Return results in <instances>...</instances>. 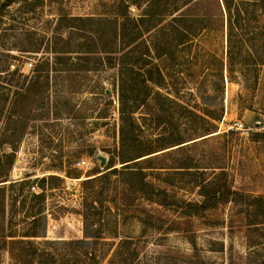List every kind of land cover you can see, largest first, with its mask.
I'll return each instance as SVG.
<instances>
[{"label": "rangeland", "instance_id": "obj_1", "mask_svg": "<svg viewBox=\"0 0 264 264\" xmlns=\"http://www.w3.org/2000/svg\"><path fill=\"white\" fill-rule=\"evenodd\" d=\"M117 1H17L0 13V174L8 179L0 177V264H36L35 250H49L53 264H90L85 251L100 264H264L257 204L229 199L192 214L140 192L133 174L82 181L103 168L96 155L108 160L119 144L120 118L108 110L121 106L126 87L134 148L155 150L141 160L155 190L178 203L199 201L197 184L210 182L264 205L263 9L243 31L254 38L255 63L229 65L222 0H163L167 10L144 37L148 46L156 28L169 37L174 16L205 25L187 43L171 39L168 53L145 55L162 71L146 73L156 83L143 82L135 63L145 44H126L120 31L123 21L135 29L145 3L131 5L126 22L118 17L112 36ZM101 25L114 48L112 68L96 50ZM123 48L133 49L126 66ZM82 158L89 163L75 167ZM83 213L102 231L86 246L73 241L83 236Z\"/></svg>", "mask_w": 264, "mask_h": 264}, {"label": "trees", "instance_id": "obj_2", "mask_svg": "<svg viewBox=\"0 0 264 264\" xmlns=\"http://www.w3.org/2000/svg\"><path fill=\"white\" fill-rule=\"evenodd\" d=\"M21 2L27 3L29 0H0V13L11 3L13 2ZM36 1V0H35ZM39 1V0H37ZM54 2H59L61 0H52ZM142 3H145V7L143 9L142 15L138 17V19H133L136 23L135 29L128 32L124 21L121 23L120 31L122 33V40L125 41L126 44H133L138 42V44H145V36L148 35L150 28L156 27L155 20H159L162 11L167 10L165 5L162 7L163 0H119L117 2H113L110 4V7H116L118 10L110 12L109 15H112L110 22L114 24V31L112 36L117 35L116 33V19L118 17L124 18L125 22L128 19V8L131 5L141 6ZM32 8L35 4L31 5ZM222 6L225 13L226 18V57L228 59L229 65L237 61H240L244 66L250 65L251 63H255L254 57L258 55V51L255 48L254 38L250 37L249 34L243 32L246 27L251 25V22L256 20L258 13V9H263L264 11V0H222ZM174 8H171L172 11ZM174 20L177 21V26L169 30V37L165 35L167 33L164 32L165 26L156 28V32L151 35V43L152 47L147 44L143 45L144 48L137 50L138 56L137 61L135 63L138 64L141 69L143 76V82L146 80H153L150 74H146L148 72H158L161 71L159 65L155 62H151V60H146L145 55H149L151 49H153L157 56H161L162 54L168 53L166 48L170 45V41L178 40L177 43H187L189 39L192 38L196 34V32L202 29L205 25V18L196 17V16H188V15H178L173 17ZM146 24L149 23L150 26L144 25V27L138 25V22H144ZM204 23V24H203ZM102 26V25H101ZM104 34V26L101 27V30L97 32L99 44L97 45L96 50L100 52H105L106 62L109 67H115L116 61L111 53L114 52V48L111 46V38L107 40L103 36ZM164 35V36H163ZM174 35L172 38L171 36ZM113 40V38H112ZM176 43V44H177ZM162 46V47H160ZM166 47V48H165ZM123 48L120 60L121 65L126 66L129 64V59H131L130 55L132 52V48L130 50ZM164 49V50H163ZM91 52V50H88ZM164 51V52H163ZM110 53V55H109ZM230 67V66H229ZM230 69V68H229ZM156 83H159L157 80H153ZM126 87L120 89L119 91V99L121 102V106L119 107V118H120V139L118 146H115L112 150H107L110 154L106 164L102 169H98L91 178H87L83 183H87L95 178L100 179H109L111 175L116 174H128V175H136L137 176V189L146 194H154L161 196L163 201H161L165 205H173L176 204L180 206L182 209H185L188 213H200L206 211L210 208L215 207L219 202L227 201L229 199H233L235 201H243L250 202L252 204H257L258 214L261 216L264 222V205L263 200L260 196L252 197L251 200L248 199L246 195L238 192L237 190H232L230 187L226 185L210 183V182H200L197 184L199 186L198 191L201 195V200L199 201H186L183 203H178L175 200H167V194L163 190H155L152 184L146 180V173L141 166V160L145 155H148L155 150H149L148 152L142 153V150L135 149L133 141L131 139V134L135 128L134 120L131 116V111L126 110L123 102L126 100ZM147 99V94L142 96L141 102H145ZM140 102V103H141ZM183 141L175 142L176 145L182 144ZM181 146V145H180ZM9 154H5L6 157ZM12 162V155L9 157L8 165ZM189 167V166H188ZM0 177L4 178V181L8 180L6 174H0ZM130 179V178H129ZM46 178H41V181L44 182ZM23 181V180H22ZM127 186H130L128 179L125 178L123 180ZM42 189V188H41ZM84 221H83V236L81 238L73 240L74 243L82 246L90 245L92 243H97L102 237V231L100 228H92V224L88 222L86 219L85 213H83ZM9 237V236H7ZM35 258L36 264H43V262L50 260V262L54 263V257L49 252V250H35ZM86 255H88V260L90 264H100L97 255L94 251L88 253L85 251Z\"/></svg>", "mask_w": 264, "mask_h": 264}, {"label": "built area", "instance_id": "obj_3", "mask_svg": "<svg viewBox=\"0 0 264 264\" xmlns=\"http://www.w3.org/2000/svg\"><path fill=\"white\" fill-rule=\"evenodd\" d=\"M28 66H31V62H28ZM118 105H119L118 102L115 101L113 106L108 110L110 115L117 117V118L119 116V106ZM234 125L236 128H240L242 126L241 123H235ZM88 163L89 162L87 160L82 158V159L76 160L73 165L75 167L82 168L86 166ZM31 189L35 191V185H32Z\"/></svg>", "mask_w": 264, "mask_h": 264}, {"label": "water", "instance_id": "obj_4", "mask_svg": "<svg viewBox=\"0 0 264 264\" xmlns=\"http://www.w3.org/2000/svg\"><path fill=\"white\" fill-rule=\"evenodd\" d=\"M106 93H108V90H106ZM96 159L99 161V165L103 167L106 164V157L102 154H97Z\"/></svg>", "mask_w": 264, "mask_h": 264}]
</instances>
